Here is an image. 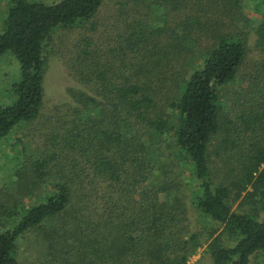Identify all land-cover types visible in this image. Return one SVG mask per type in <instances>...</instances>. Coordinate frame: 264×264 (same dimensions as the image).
<instances>
[{
	"label": "trees",
	"instance_id": "obj_1",
	"mask_svg": "<svg viewBox=\"0 0 264 264\" xmlns=\"http://www.w3.org/2000/svg\"><path fill=\"white\" fill-rule=\"evenodd\" d=\"M104 1L10 0L0 57L11 52L20 77L6 91L11 104L0 106V140L42 114L44 45L50 35L58 28L88 23ZM159 1L172 10L182 5L178 0ZM205 1L222 0L197 3ZM223 2L224 9L199 10L198 17L188 15L174 28L136 22L127 27V35L101 43L111 45L117 39L109 51H99V59L95 50L78 57L76 80L83 87L68 89L74 104L52 116L50 121L56 118V123L48 128L45 147L30 155L21 139L10 145L21 194L36 184L45 183V189L43 199L32 206L12 196L0 199V264H20L21 239L60 217L63 234L50 251L58 264H189L202 244L201 234L190 229V206L204 222L223 226L222 232L235 241L225 246L222 233L211 241L214 264H252V258L264 252V200L250 211L233 210L250 185L251 198L260 189L264 197V15L254 26L247 19L244 29L236 31L235 19L244 9L237 0ZM167 30L171 37L164 39ZM253 32L261 59L239 78ZM204 38L210 45L202 63H185H193L188 55ZM88 45L94 46L91 40ZM174 59H183L178 62L183 71L173 72L176 86L169 117L159 106L161 90L155 85L164 81ZM234 83L240 88L229 105L221 92ZM234 113L236 119L231 120ZM218 138L214 156L227 169L216 171L211 146ZM161 143L175 153L176 161L174 155L162 160ZM173 165L184 167L171 181ZM229 165L242 167L232 185L219 180L238 172Z\"/></svg>",
	"mask_w": 264,
	"mask_h": 264
},
{
	"label": "rangeland",
	"instance_id": "obj_2",
	"mask_svg": "<svg viewBox=\"0 0 264 264\" xmlns=\"http://www.w3.org/2000/svg\"><path fill=\"white\" fill-rule=\"evenodd\" d=\"M32 2H43L45 4H53L62 0H30ZM203 2L197 3V0H178V4L182 3L178 10L170 9L169 5L159 0H105L103 5L100 7L95 17L83 25H76L69 28H58L51 35L50 38L44 45V55L46 57V73L44 82V104L42 108V114L40 118L23 128L16 131L10 138L0 140V199L5 198L4 196L15 197L26 206H32L37 204L43 199L44 196V184L35 185L32 188H28L27 195H23L22 189L19 187L17 181L12 172V160L11 155L13 150L10 145L15 140L21 139L29 148L28 152L30 155L35 153L34 151L38 148L45 147L46 145V134L51 132L48 128H52L56 123L50 121L52 116H55L57 111H65L74 104L71 99L68 89L70 88H82L83 85L76 80L77 71L80 69V64L77 59L79 56H84V51L94 50L98 52L97 58L99 59V51L107 52L110 50L111 45L117 39L110 42L111 45L103 42L108 41L111 38H118L119 35L125 36L126 29L128 26H133L136 22L144 25L155 21L160 27L174 28L177 21L186 18L188 15L198 17L197 12L202 9H210L211 11H217L224 9L225 2ZM235 1V0H234ZM10 0H0V34L4 30V22L7 16V10ZM189 4L187 8L185 3ZM238 6L242 7V17L237 20L235 19V30L242 31L244 29L243 23L248 19L250 25L254 26L264 15V0H237ZM198 7H197V5ZM191 8V9H190ZM223 19L227 22L230 21L231 17L223 15ZM247 31V30H246ZM171 31H166L164 39H168L171 36ZM129 37V36H127ZM197 38V37H196ZM108 39V40H107ZM91 40L94 46H89L88 41ZM257 37L254 34L248 36L249 53L244 66L241 68L238 77H243L245 74L253 71V65L255 62L261 59L260 50L257 47ZM210 45V41L206 38L201 40L188 57H193V63L186 60L185 63L196 66L200 65L203 61V53L206 47ZM110 46L109 48H107ZM103 47V49H102ZM94 54V52H93ZM183 59L172 60V69L166 73V78H163V82H157L156 87L161 90L159 106L163 111L171 117V109L169 102L173 99L175 93L176 81L173 76V72H182V66L179 61ZM117 66L120 64L117 61ZM167 70H165L166 72ZM20 77V65L15 56L8 52L4 56L0 57V106H7L11 104L12 100L8 98L7 89L9 84H12L15 80ZM238 83H234L224 88L221 92L222 100L224 103L232 105L235 103L237 98V92L239 90ZM65 115V114H64ZM237 114H233L231 120L236 119ZM56 117V116H55ZM48 131V132H47ZM221 138L215 139L211 146V155L214 159V166L216 171L219 169H227L224 161L220 158L215 157L216 152H219L218 145ZM163 152L165 154L162 160L169 158V156L175 153L167 149L163 143H161ZM177 154V153H176ZM175 156V155H174ZM177 156L174 157V160ZM169 161V159H168ZM176 161V160H175ZM166 162V161H165ZM177 164V162H175ZM189 165V164H187ZM184 165H173L172 172L170 174V180H177V172L181 173ZM229 168H238L237 173L229 174L225 177H221L220 182H228L227 184H233L235 181L240 179L239 172L242 167L239 165H229ZM264 166L260 170H263ZM69 169V168H68ZM52 170V172H54ZM70 177L72 176L69 172H66ZM191 169L190 166L186 167L184 177L190 178ZM219 175V174H218ZM223 176V174L219 175ZM53 176L50 174L48 180L52 179ZM236 178V179H235ZM235 179V180H234ZM13 186H8L13 184ZM8 186V187H7ZM234 189V187H233ZM254 191V188L250 185L245 192L242 193V197L237 201L234 206V211L246 212L250 211L253 204H258L264 200L263 189L257 191V194L251 198L249 194ZM188 193V191H186ZM74 202H80L78 199H74ZM260 219L264 221V212L260 214ZM191 231L201 234V246L198 248L196 254L191 258L189 264H214L213 259L210 255L209 244L216 238L220 233L223 234L222 242L225 246H231L235 242L228 234L222 232L223 226L218 225L212 221H203L199 213L195 208L190 206V218ZM67 226L65 229H67ZM38 229L32 230L30 233L25 235L18 243L17 256L20 264H58L57 260L50 256L52 246L60 244L58 242L59 235L63 234V224L61 217L48 220ZM213 234L211 238L210 234ZM43 245V249L41 248ZM60 251V250H58ZM252 264H264V252L252 258Z\"/></svg>",
	"mask_w": 264,
	"mask_h": 264
}]
</instances>
